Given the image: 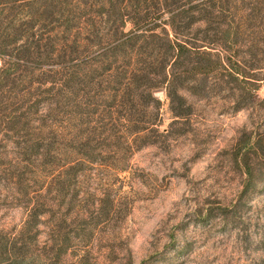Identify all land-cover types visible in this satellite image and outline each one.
I'll return each instance as SVG.
<instances>
[{"label":"rangeland","instance_id":"1","mask_svg":"<svg viewBox=\"0 0 264 264\" xmlns=\"http://www.w3.org/2000/svg\"><path fill=\"white\" fill-rule=\"evenodd\" d=\"M244 1L255 17L232 54L261 78L264 0ZM46 37L0 96V264H264V102L233 111L222 96L194 99L189 120L170 124L157 90L165 137L137 150L134 135L126 145L104 134L99 161L70 169L74 125L57 83L69 55L58 56L57 40L71 35ZM59 233L70 247L55 260Z\"/></svg>","mask_w":264,"mask_h":264},{"label":"trees","instance_id":"2","mask_svg":"<svg viewBox=\"0 0 264 264\" xmlns=\"http://www.w3.org/2000/svg\"><path fill=\"white\" fill-rule=\"evenodd\" d=\"M244 3L0 0V56H7L0 67V96L21 72L20 60L36 54L40 42L48 44L45 34L71 35V40H57L58 56L69 55V64L57 72V83L58 103L69 110L74 125L70 139L79 162L70 169L99 161L94 143L104 134V139L117 137L124 144L134 135L137 150L165 137L168 129H160L157 90L163 89L168 99L170 124L189 120L194 99L222 96L233 111L254 107L264 102L258 96L264 73L259 78L258 68L232 54L255 17V7L247 11ZM97 116L107 119L103 128L85 120ZM254 145L256 140L250 147ZM50 151L45 144L42 157H49ZM125 169L126 165L121 168ZM43 213L42 209L36 215ZM69 247L67 237L59 233L49 252L56 260ZM7 250L15 253L14 244L5 245L3 251Z\"/></svg>","mask_w":264,"mask_h":264},{"label":"built area","instance_id":"3","mask_svg":"<svg viewBox=\"0 0 264 264\" xmlns=\"http://www.w3.org/2000/svg\"><path fill=\"white\" fill-rule=\"evenodd\" d=\"M0 67H1V64H0Z\"/></svg>","mask_w":264,"mask_h":264}]
</instances>
